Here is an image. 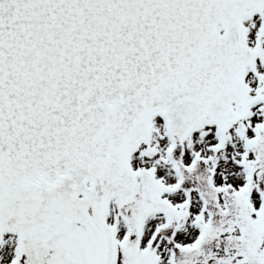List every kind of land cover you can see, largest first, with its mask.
Wrapping results in <instances>:
<instances>
[{"label":"snow or ice","instance_id":"obj_1","mask_svg":"<svg viewBox=\"0 0 264 264\" xmlns=\"http://www.w3.org/2000/svg\"><path fill=\"white\" fill-rule=\"evenodd\" d=\"M0 264H264V0H0Z\"/></svg>","mask_w":264,"mask_h":264}]
</instances>
